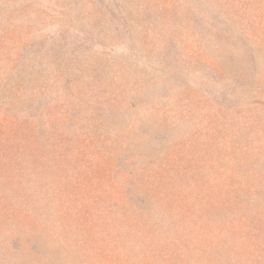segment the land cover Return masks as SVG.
Listing matches in <instances>:
<instances>
[{"label":"rangeland","instance_id":"1","mask_svg":"<svg viewBox=\"0 0 264 264\" xmlns=\"http://www.w3.org/2000/svg\"><path fill=\"white\" fill-rule=\"evenodd\" d=\"M61 1L0 0V264H264L261 88L170 45L180 0Z\"/></svg>","mask_w":264,"mask_h":264},{"label":"trees","instance_id":"2","mask_svg":"<svg viewBox=\"0 0 264 264\" xmlns=\"http://www.w3.org/2000/svg\"><path fill=\"white\" fill-rule=\"evenodd\" d=\"M159 1L165 3V0ZM69 4V0L56 2V6L60 8H67ZM165 4H167V0ZM162 12L165 15L169 13L167 9ZM153 13H161V11H154ZM175 13L178 15V19L182 21L179 25L182 32L180 37L176 34L170 37V45H177L178 47L179 43L185 52L184 46L189 41L196 51L194 52L196 56L204 58L209 55V58H212V64L208 69V76L216 84H221L222 87L220 86L218 89H223L227 93L225 86L232 85V82L241 85L243 94L251 87L263 89L264 0H180L178 11ZM17 25L19 23H11L9 30L14 31L18 27ZM152 31L151 36L143 37L147 45L151 43L156 45L158 43L157 38L159 42H162L161 36L163 34L156 30ZM227 36L229 39L224 41ZM197 41H201L202 45L196 43ZM150 47L153 48L151 45ZM173 52L172 48L168 54ZM49 54L56 59L60 58L58 53L48 52L47 55ZM261 89L257 88L256 91L259 90L260 97L264 99V92ZM216 93L222 97L221 104H228L235 113H238L237 115H243L241 113L247 112L242 109L243 103L238 107H231L235 106L233 102H236L232 99L229 100L228 94ZM210 94L206 95L203 99L204 102L214 100L213 94L211 96ZM140 130L145 131L141 132V138L148 134L145 126H142ZM157 137L159 138L160 135ZM137 145H140L138 141Z\"/></svg>","mask_w":264,"mask_h":264}]
</instances>
